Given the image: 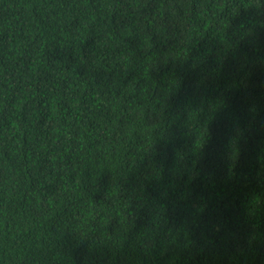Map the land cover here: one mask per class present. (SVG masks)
<instances>
[{
	"label": "trees",
	"instance_id": "obj_1",
	"mask_svg": "<svg viewBox=\"0 0 264 264\" xmlns=\"http://www.w3.org/2000/svg\"><path fill=\"white\" fill-rule=\"evenodd\" d=\"M0 264H264V0H0Z\"/></svg>",
	"mask_w": 264,
	"mask_h": 264
}]
</instances>
